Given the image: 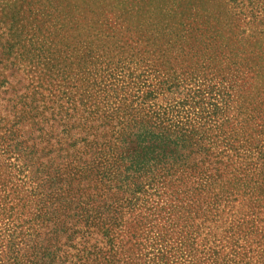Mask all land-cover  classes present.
Instances as JSON below:
<instances>
[{"label":"rangeland","instance_id":"obj_1","mask_svg":"<svg viewBox=\"0 0 264 264\" xmlns=\"http://www.w3.org/2000/svg\"><path fill=\"white\" fill-rule=\"evenodd\" d=\"M140 124L188 146L119 213L118 258L264 264V0H0V263L48 229L37 164Z\"/></svg>","mask_w":264,"mask_h":264},{"label":"trees","instance_id":"obj_2","mask_svg":"<svg viewBox=\"0 0 264 264\" xmlns=\"http://www.w3.org/2000/svg\"><path fill=\"white\" fill-rule=\"evenodd\" d=\"M81 142L77 150L57 153L59 160L37 164L31 178L35 217L48 229L28 232L22 243H9L0 264H156L155 254L148 261L141 255L134 261L130 255L118 258L125 251L114 243L112 228L146 186L182 160L188 146L185 133L140 124L122 127L111 144ZM142 178L145 182H139ZM92 233H100L107 246L89 244Z\"/></svg>","mask_w":264,"mask_h":264}]
</instances>
